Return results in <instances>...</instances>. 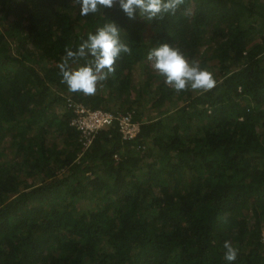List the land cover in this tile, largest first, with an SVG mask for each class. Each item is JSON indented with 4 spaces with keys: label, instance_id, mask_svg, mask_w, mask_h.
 I'll return each mask as SVG.
<instances>
[{
    "label": "trees",
    "instance_id": "obj_1",
    "mask_svg": "<svg viewBox=\"0 0 264 264\" xmlns=\"http://www.w3.org/2000/svg\"><path fill=\"white\" fill-rule=\"evenodd\" d=\"M0 264H264V0H0Z\"/></svg>",
    "mask_w": 264,
    "mask_h": 264
},
{
    "label": "built area",
    "instance_id": "obj_2",
    "mask_svg": "<svg viewBox=\"0 0 264 264\" xmlns=\"http://www.w3.org/2000/svg\"><path fill=\"white\" fill-rule=\"evenodd\" d=\"M66 109L71 111L70 125L79 132V142L87 148L94 135L101 129L115 125L123 139H132L139 133L140 123L130 112H114L91 108L81 102L68 100Z\"/></svg>",
    "mask_w": 264,
    "mask_h": 264
}]
</instances>
